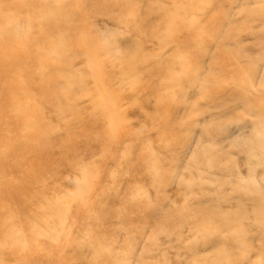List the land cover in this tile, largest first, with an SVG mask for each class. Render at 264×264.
I'll return each mask as SVG.
<instances>
[{"label": "rangeland", "instance_id": "obj_1", "mask_svg": "<svg viewBox=\"0 0 264 264\" xmlns=\"http://www.w3.org/2000/svg\"><path fill=\"white\" fill-rule=\"evenodd\" d=\"M0 264H264V0H0Z\"/></svg>", "mask_w": 264, "mask_h": 264}]
</instances>
